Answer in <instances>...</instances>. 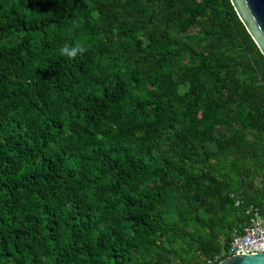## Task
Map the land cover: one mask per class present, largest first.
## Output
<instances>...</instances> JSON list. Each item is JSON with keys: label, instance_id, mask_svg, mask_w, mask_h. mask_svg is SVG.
I'll return each instance as SVG.
<instances>
[{"label": "trees", "instance_id": "16d2710c", "mask_svg": "<svg viewBox=\"0 0 264 264\" xmlns=\"http://www.w3.org/2000/svg\"><path fill=\"white\" fill-rule=\"evenodd\" d=\"M263 202L230 0H0V264H217Z\"/></svg>", "mask_w": 264, "mask_h": 264}, {"label": "water", "instance_id": "95a60500", "mask_svg": "<svg viewBox=\"0 0 264 264\" xmlns=\"http://www.w3.org/2000/svg\"><path fill=\"white\" fill-rule=\"evenodd\" d=\"M239 19L264 55V0H230ZM217 264H264V251L257 254H236Z\"/></svg>", "mask_w": 264, "mask_h": 264}, {"label": "built area", "instance_id": "2783aa9c", "mask_svg": "<svg viewBox=\"0 0 264 264\" xmlns=\"http://www.w3.org/2000/svg\"><path fill=\"white\" fill-rule=\"evenodd\" d=\"M245 213L246 224L242 229L232 230L227 247L219 252L218 257L227 258L236 254L248 255L264 251V202L261 207L249 205Z\"/></svg>", "mask_w": 264, "mask_h": 264}, {"label": "clouds", "instance_id": "9594fccd", "mask_svg": "<svg viewBox=\"0 0 264 264\" xmlns=\"http://www.w3.org/2000/svg\"><path fill=\"white\" fill-rule=\"evenodd\" d=\"M84 51H86V49L81 47L80 45H77L71 50H69L67 46H65V48L62 49V52H66L69 56H75L77 53H82Z\"/></svg>", "mask_w": 264, "mask_h": 264}]
</instances>
